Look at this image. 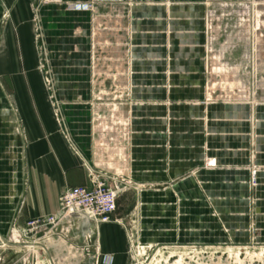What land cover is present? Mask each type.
Listing matches in <instances>:
<instances>
[{"label": "crops", "instance_id": "0c3cea01", "mask_svg": "<svg viewBox=\"0 0 264 264\" xmlns=\"http://www.w3.org/2000/svg\"><path fill=\"white\" fill-rule=\"evenodd\" d=\"M59 1L73 10L64 12L56 6L55 16L43 17V35L53 39L57 54L60 49L73 51L71 31L86 25L92 16L74 10L90 0ZM218 1L131 0L138 6L130 10L124 6L98 9V14L117 12L120 18L129 14L135 30L124 160L108 161L101 168L102 163L92 160L94 146H111L119 140L109 133L97 140L91 129L84 128L83 122L94 120L89 107L80 109L86 99L92 100V91L87 90L89 59H83L86 62L81 66L72 62L64 67L60 83L62 89L70 90L71 96L64 100L70 104L56 116L41 80L1 74L19 70L16 56H23L26 69L34 70L31 59L40 48L36 42L40 33L32 21L37 0H0V243L12 242L16 232H26L30 221L59 215L66 191L93 187L97 171L105 173V178L122 171L121 176L140 187L125 212L119 209L120 199L125 196L129 201L133 194L128 191L120 196L115 219L131 217L139 243L146 247L215 244L211 242L222 239L218 233L223 221L232 230L243 231L252 224L264 228V173L258 176L259 188L253 195L251 177L245 171L249 166L243 151L249 147L248 111L225 114L232 122L224 134L221 114L210 116L209 123L208 111L198 105L204 100L206 55L217 54L214 42L206 46V7ZM217 33L216 29L215 42ZM80 52L73 58L81 61ZM30 88L39 89L34 101ZM261 116L258 165L264 166V112ZM224 148L231 150L229 163L223 159ZM208 159L220 169H203ZM227 164L243 171L224 174L221 169ZM192 171L197 174L190 176ZM251 199H256L253 207ZM126 245L127 229L119 220L99 227L98 247L106 262L122 257ZM97 257L88 258L99 264Z\"/></svg>", "mask_w": 264, "mask_h": 264}, {"label": "rangeland", "instance_id": "374dc122", "mask_svg": "<svg viewBox=\"0 0 264 264\" xmlns=\"http://www.w3.org/2000/svg\"><path fill=\"white\" fill-rule=\"evenodd\" d=\"M123 1L118 4L101 5L95 9V12H87L92 14L89 22L87 21L86 25L84 22V25L71 31L75 39L73 44L76 45L72 46L73 51L70 52L69 49L68 52L60 49V54H57L53 51L55 47L53 39L43 35L45 30L43 17L47 14L50 18L55 16L53 10L56 6L64 12L71 11L72 7L59 0H37L36 7L32 8V21L35 31L38 30L40 33V38H36L40 48L38 49L39 54L31 59L34 70L26 69L23 56H16L15 61L19 70L17 72H1L2 75L10 78L29 81L41 80L44 90L41 89V91L49 101L53 113L56 116H61V112L67 108L66 104H70L64 100L71 96L70 90L62 89L60 83L62 75L66 73L64 67H69L68 64L72 62L81 66L86 62L83 59H89L90 74L87 90L88 92L92 91L90 94L92 100L87 102L86 99L80 109L87 110L89 107L90 111L92 110L94 113V120L83 122L84 128L88 131L91 129L97 140L102 138V135L106 137V133H109V136L114 140H119L116 141L118 143H115L116 146L115 144L94 146L92 160L96 164L102 163L101 168L107 167L108 161L124 160L123 140L125 135L128 136L127 132L129 131V122L125 118L126 113H129V101L133 97L130 79L133 62L132 40L135 30L133 19L129 14L120 18L121 16L117 12L113 14H98L97 12L100 7L114 9L124 6L130 10L132 6H138V3H132L131 0ZM43 11L46 13L44 12V14ZM206 12V26H208L206 46H210L214 42L213 50L217 54L212 52L210 56L209 53L206 55L207 80L204 100L198 105L208 111V122L213 120L215 113L221 114L224 134L227 133L225 126L232 122L229 118L225 119V117H230L225 114L248 111L250 116L249 147L243 151L249 157V166L245 168V171L249 173L250 177L254 171L259 176L264 173V166L258 165L259 127L262 124L261 115L264 112V0H219L216 3H210V5L208 3ZM211 17L213 19H210ZM123 21H125V25L122 24ZM214 21L218 24L217 28L214 26ZM216 29L219 32L217 33V42H215L216 36L213 34ZM63 44V48H66V43ZM88 44L90 50H88ZM80 51H83L84 54ZM79 52L84 57L80 58L81 61L73 58V54H79ZM68 74H70L69 71ZM133 74L134 72H132ZM37 90L39 89L30 88L32 101L39 96ZM88 92L85 95H88ZM138 106L140 105L138 104ZM223 151V159L228 162L227 158L229 154L231 155V150L224 148ZM212 160L208 159L203 169H220L217 162ZM213 163H216V166ZM221 170L224 174H229L231 170H238L235 174L243 171L241 168L235 169L228 164ZM121 172L117 173L119 176L115 175L111 178L121 177ZM96 173L105 177V173L101 174L98 171ZM196 174L197 171H192L190 176ZM135 187L140 188L139 186ZM249 188L255 195L259 184L257 183L254 187L250 183ZM129 191H132L133 194L129 201L125 199L124 195L120 199L119 209L123 212L127 211V206L135 202V194H138L135 189ZM255 202L256 199L250 200L252 207ZM116 220L126 226L127 247L122 257H117L114 262L110 260V264H170L168 261L172 257L175 258L171 264H264V228L262 224H259L261 226L259 228L252 224L249 228L239 231L232 230L223 221L218 233L222 239L211 242L215 244L208 243L202 246V244L183 245L177 242L174 246L163 248L150 246L144 252L140 248L144 245L139 243V233L135 229L136 225L132 218L125 220L117 218ZM63 228L54 231L53 237L49 239H43L45 235L34 237L25 232H16L12 237V242L0 243V264H93L95 260L88 258L90 255L83 252L84 247L78 246L77 243L69 241L64 236ZM79 250H81L80 253H78ZM91 255H94L93 252ZM28 258H31L30 262ZM98 261L99 264L106 262V258L103 259L100 252Z\"/></svg>", "mask_w": 264, "mask_h": 264}, {"label": "built area", "instance_id": "2783aa9c", "mask_svg": "<svg viewBox=\"0 0 264 264\" xmlns=\"http://www.w3.org/2000/svg\"><path fill=\"white\" fill-rule=\"evenodd\" d=\"M123 2V0H91L87 4L76 5L74 10L79 12H95L98 6ZM213 164L216 166V163ZM93 175L96 179L93 187H80L66 191L62 199L60 214L28 222L25 233L34 237L45 235L43 239L52 238L54 231L63 228L61 224L66 218L76 215L89 219L98 228L116 222L115 216L118 211V200L120 196L131 189L138 191L135 187L137 185L123 176L105 178L96 172ZM251 183L254 187L258 183L256 171L253 172ZM63 231L65 232L64 236L67 237L69 233L68 228H63ZM105 264H110V261L105 262Z\"/></svg>", "mask_w": 264, "mask_h": 264}, {"label": "water", "instance_id": "95a60500", "mask_svg": "<svg viewBox=\"0 0 264 264\" xmlns=\"http://www.w3.org/2000/svg\"><path fill=\"white\" fill-rule=\"evenodd\" d=\"M61 227L68 228L69 233L67 239L73 243H77L78 246L84 247L87 255H91L93 252L94 255L99 256V228L95 223L83 216L76 215L66 218L62 222ZM174 258L172 257V261L169 260L168 263L171 264ZM30 259L28 258L29 262Z\"/></svg>", "mask_w": 264, "mask_h": 264}, {"label": "bare ground", "instance_id": "6f19581e", "mask_svg": "<svg viewBox=\"0 0 264 264\" xmlns=\"http://www.w3.org/2000/svg\"><path fill=\"white\" fill-rule=\"evenodd\" d=\"M140 248L145 252L146 251V248H149V247H146V246H140ZM264 250V249H263Z\"/></svg>", "mask_w": 264, "mask_h": 264}, {"label": "flooded vegetation", "instance_id": "af4514ba", "mask_svg": "<svg viewBox=\"0 0 264 264\" xmlns=\"http://www.w3.org/2000/svg\"><path fill=\"white\" fill-rule=\"evenodd\" d=\"M93 264H96L95 262Z\"/></svg>", "mask_w": 264, "mask_h": 264}]
</instances>
